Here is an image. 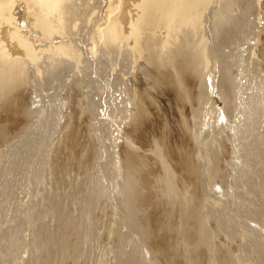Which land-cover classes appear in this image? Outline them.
I'll use <instances>...</instances> for the list:
<instances>
[{"label": "rangeland", "instance_id": "1", "mask_svg": "<svg viewBox=\"0 0 264 264\" xmlns=\"http://www.w3.org/2000/svg\"><path fill=\"white\" fill-rule=\"evenodd\" d=\"M92 2H80L90 32L106 9ZM241 2L198 36L212 57L204 90L181 34L168 54L147 37L133 106L107 62L47 83L12 67L0 82V264H264V0Z\"/></svg>", "mask_w": 264, "mask_h": 264}, {"label": "bare ground", "instance_id": "2", "mask_svg": "<svg viewBox=\"0 0 264 264\" xmlns=\"http://www.w3.org/2000/svg\"><path fill=\"white\" fill-rule=\"evenodd\" d=\"M237 1L240 4L242 0H100L101 3L105 2L106 9L102 11L100 26L90 32L86 25L89 14L82 10L84 6L80 5L81 0H0V61L5 62L0 66V82L5 83L11 78L14 66L27 69L36 80L43 79L47 83L52 72L61 68L67 70L66 74L71 78L76 74H86L91 66L99 69L101 63L107 62L109 81L114 76L116 79L118 77L115 92L118 91L124 101L133 106L131 99L134 98L130 91H134L135 95V91L140 90L137 87L131 90V84L137 77L134 69L141 64L142 58L151 59L147 37H154V32L158 38L156 46L162 53L168 54L180 34L184 41L192 44L193 58H201L200 62L196 61L198 65L200 63L196 70L199 77L202 76L201 89L204 90L211 75L212 57H209L210 51H205L204 56L199 52L198 36L205 29L203 25H206L208 18L226 16ZM222 19L219 17L216 24L219 25ZM86 29L89 30L84 34L83 30ZM257 47L255 42L249 49L254 64H258L254 55ZM122 70L127 71V75L120 77L118 73ZM108 87L109 99L105 98L104 101L109 100L112 110L116 111L118 106L113 103L112 96L114 86ZM140 93L144 94L143 91ZM248 142L251 143V140Z\"/></svg>", "mask_w": 264, "mask_h": 264}]
</instances>
